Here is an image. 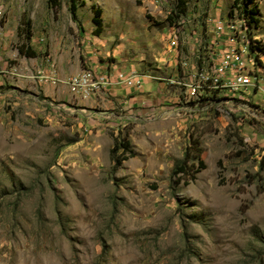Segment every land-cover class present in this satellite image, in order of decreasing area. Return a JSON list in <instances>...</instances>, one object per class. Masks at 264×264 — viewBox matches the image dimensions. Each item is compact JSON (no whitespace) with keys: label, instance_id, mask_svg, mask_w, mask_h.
<instances>
[{"label":"rangeland","instance_id":"1","mask_svg":"<svg viewBox=\"0 0 264 264\" xmlns=\"http://www.w3.org/2000/svg\"><path fill=\"white\" fill-rule=\"evenodd\" d=\"M58 1L0 0V264H264V95L188 91L217 20L246 27L264 64V0H74L75 17ZM48 60L59 85L98 65L147 91L52 99L33 78ZM115 138L134 152L117 169Z\"/></svg>","mask_w":264,"mask_h":264},{"label":"built area","instance_id":"2","mask_svg":"<svg viewBox=\"0 0 264 264\" xmlns=\"http://www.w3.org/2000/svg\"><path fill=\"white\" fill-rule=\"evenodd\" d=\"M214 37L212 40V60L213 65L209 74H201V80L205 85H189V94L197 95L200 90H209L212 93L217 92V88H231V85L242 84L250 86L253 93L264 95V85H254V77H262L264 67L258 64H253V57L248 50V42L244 37L242 40H235L236 29H229V23L222 20H217L214 23ZM175 46V42H174ZM217 49H226L225 59H216ZM246 52V59L234 61V52ZM40 83H49L57 85L61 80L57 76V70L51 60L46 62V65L36 70V75L33 77ZM74 96L82 100H86L96 93L110 87L113 84H122L126 88L141 87L143 80L136 78V74H125L121 71L115 74V78L108 73L96 71L93 68H87L80 73L71 75L62 81ZM259 94V96H260ZM233 99L235 95L244 96V103L250 102L247 97L249 94L242 92H231ZM262 97V96H261Z\"/></svg>","mask_w":264,"mask_h":264},{"label":"trees","instance_id":"3","mask_svg":"<svg viewBox=\"0 0 264 264\" xmlns=\"http://www.w3.org/2000/svg\"><path fill=\"white\" fill-rule=\"evenodd\" d=\"M176 1L180 7H184L186 3L190 0H176ZM236 1L237 0H235V2ZM48 3L54 7L59 6L58 0H48ZM75 11H76L75 1L72 0L70 5V12L72 14V17H75ZM242 12L243 14H245V16H248V20H250V23L247 21L248 24L251 23L256 24L257 21L253 17L255 11L252 10L247 11L244 9ZM231 13L232 12L230 11L229 14ZM92 22L95 25L94 34L99 33V31L101 30V19H100L99 9H95ZM251 48L256 50L257 53H259V51L261 50V45L257 43V46H251ZM19 54H22L23 56L28 58L35 56V53L33 51H30L29 49H27V51L25 52L22 49H19ZM191 154H192L191 152L186 153L185 158L174 166L172 174L176 178L177 183L188 185L189 182L194 179V167L193 164L190 162ZM133 156H134V152L130 149V144L126 139L119 140L115 138L113 140V147L110 149V158L114 164L115 169L119 168L123 161L127 160L128 158H132Z\"/></svg>","mask_w":264,"mask_h":264},{"label":"crops","instance_id":"4","mask_svg":"<svg viewBox=\"0 0 264 264\" xmlns=\"http://www.w3.org/2000/svg\"><path fill=\"white\" fill-rule=\"evenodd\" d=\"M92 64V63H90ZM91 68V66H90ZM93 69H95L96 71H100V72H103V73H108L112 79L115 78V74L119 71H107L104 67H99L98 65H94L92 67ZM105 69V70H104ZM57 70V69H56ZM59 74V75H58ZM57 76L58 78L60 79L61 76H60V73L57 72ZM36 82V81H35ZM38 84H40L41 86L44 87V96H47V97H52V99H58V98H66L67 96L69 97V95L72 97V98H75L77 99L78 101H87V102H91L92 104L95 103L99 98H103V96L105 95H110V96H113L114 98H118V99H124V92L126 93L125 89L126 87H124V85L122 84H113L111 85L110 87H106L104 90L96 93L95 95L91 96L90 98L86 99V100H82L78 97H74L68 90L67 86L64 84V85H59V83L57 85H52V84H49V83H40L37 81ZM59 87H64V89H61ZM146 87L148 86H141L138 88V94H144L147 90H146ZM260 98L256 101L260 104L259 102Z\"/></svg>","mask_w":264,"mask_h":264},{"label":"bare ground","instance_id":"5","mask_svg":"<svg viewBox=\"0 0 264 264\" xmlns=\"http://www.w3.org/2000/svg\"><path fill=\"white\" fill-rule=\"evenodd\" d=\"M235 21V20H234ZM231 19H227L226 21H224L225 23H229V29H236L235 31V40H242V38H246L247 42H248V50L250 52L251 56H256L253 57V64H258L261 67H264V64H262V61H260L259 57H258V53L256 50L252 49L251 46H257V42L256 41H252L250 40L245 32V29L243 27V25H239L237 26L236 23ZM226 58V49H221V51L216 54V59H225ZM246 59V52L244 51H236L234 52V61H241ZM261 62V64H260ZM139 76L136 75V78H138ZM254 85H264V70H262V77H254ZM251 90L250 86H243L242 84H234L231 85V88H217V92L216 93H222L225 91H232V92H243V91H248ZM246 94V93H245ZM195 96V95H193ZM196 97V96H195Z\"/></svg>","mask_w":264,"mask_h":264}]
</instances>
